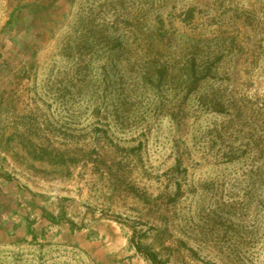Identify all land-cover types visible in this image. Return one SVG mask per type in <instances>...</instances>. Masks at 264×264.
I'll return each instance as SVG.
<instances>
[{"label":"rangeland","instance_id":"374dc122","mask_svg":"<svg viewBox=\"0 0 264 264\" xmlns=\"http://www.w3.org/2000/svg\"><path fill=\"white\" fill-rule=\"evenodd\" d=\"M134 233L264 264V0H0V264H152Z\"/></svg>","mask_w":264,"mask_h":264},{"label":"trees","instance_id":"16d2710c","mask_svg":"<svg viewBox=\"0 0 264 264\" xmlns=\"http://www.w3.org/2000/svg\"><path fill=\"white\" fill-rule=\"evenodd\" d=\"M69 225H70V228H72V229L75 228V225L72 222H69ZM28 230L30 231V229H27V231ZM130 243L132 244L135 251L138 254H140L141 256H143L150 263H152V264H166V262H164L158 258L157 254L153 250L149 249L147 246H144L139 241H137L135 233L130 237Z\"/></svg>","mask_w":264,"mask_h":264}]
</instances>
